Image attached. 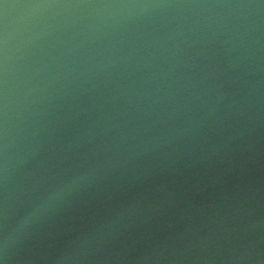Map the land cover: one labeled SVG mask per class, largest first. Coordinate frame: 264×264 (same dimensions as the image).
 Listing matches in <instances>:
<instances>
[{
	"label": "water",
	"instance_id": "obj_1",
	"mask_svg": "<svg viewBox=\"0 0 264 264\" xmlns=\"http://www.w3.org/2000/svg\"><path fill=\"white\" fill-rule=\"evenodd\" d=\"M0 264H264V0H0Z\"/></svg>",
	"mask_w": 264,
	"mask_h": 264
}]
</instances>
